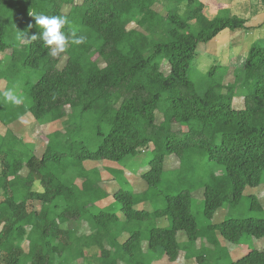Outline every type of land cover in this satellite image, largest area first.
<instances>
[{
  "label": "trees",
  "instance_id": "trees-1",
  "mask_svg": "<svg viewBox=\"0 0 264 264\" xmlns=\"http://www.w3.org/2000/svg\"><path fill=\"white\" fill-rule=\"evenodd\" d=\"M168 1L0 0V86L14 81L18 63L39 73L22 106L0 110V128L8 129L0 134V264H153L159 255L174 263L181 251L179 233L189 242L206 238L209 249L217 247L219 237L235 244L247 235L264 239V218H226L200 229L190 189L166 191L164 204L150 211L135 207L142 198L132 189H112L107 183L114 179L108 169L119 172L116 163L149 150L148 169L132 183L156 188L167 159L177 158L181 169L202 153L224 167L223 174H212L202 184L203 212L209 219L261 183L264 46L253 45L236 72L235 85L247 86L248 93L237 97L212 87L200 93L188 75L199 44L226 28L253 26L237 14L208 18L198 2L191 13L199 30L192 32L177 12L164 15L155 8ZM30 9L66 17L87 42L69 44L66 53L52 58L41 40L23 45L7 41L11 27L27 36L41 34L37 27L28 29L35 24ZM164 19L169 22L164 37L149 39L147 32ZM130 23L141 29L129 28ZM163 59L167 72L161 68ZM2 98L0 88V104ZM237 98L243 100L240 107ZM24 114L29 120L19 121V130L13 131ZM85 116L98 121L89 127L100 138L96 149L82 139ZM39 123L56 126L44 136L41 154L28 149V132ZM107 199L119 204L123 221L104 207ZM251 207H262L254 195ZM158 219L166 224H157ZM82 223L88 230H81ZM130 223L144 226L127 229L124 225ZM194 258L196 264H207L208 253ZM229 264H264V248L253 247Z\"/></svg>",
  "mask_w": 264,
  "mask_h": 264
},
{
  "label": "rangeland",
  "instance_id": "rangeland-1",
  "mask_svg": "<svg viewBox=\"0 0 264 264\" xmlns=\"http://www.w3.org/2000/svg\"><path fill=\"white\" fill-rule=\"evenodd\" d=\"M198 2L203 3V12L208 18L225 17L237 14L247 19V26L253 27H245L237 30L226 28L220 31L208 42L200 43L196 54L191 60L188 75L195 82L196 88L200 93H203L207 88L212 87L218 93L225 94L230 91V94L234 96H243L248 93L250 89L247 86L240 87L239 85H235L236 72L239 69V66L242 65L243 59L246 57L253 45L264 46V0H169L168 2L157 3L155 8L161 10L164 15L166 14V11L177 12L179 15L188 20L189 27L187 30L196 32L199 30V24L196 23V20L191 13V9L195 7ZM261 23L263 24L259 26ZM168 26L169 22L164 19L157 28L147 32L149 34V39L163 36L162 30ZM128 27L139 28L135 23H130ZM18 34L19 31L11 27L8 31L7 41H12L15 45H17L16 43H18V41L16 37ZM64 60L65 58L62 59V62ZM7 61L8 58H5L4 65L7 64ZM101 61L102 60L100 59L99 62ZM161 68L165 72L169 70L167 60L163 59L161 61ZM211 70L212 72H210ZM13 74L15 79L13 77L12 78L14 81L10 82L8 86L3 82L0 86L1 91L3 92L13 89L16 95L24 98L25 101L28 100V89L38 79L39 73L32 69H24L21 63H18V66ZM1 100L3 103L0 104V110L7 111L8 108L15 107L11 104H5L3 98ZM235 104L240 107L243 104V100L241 98H237L235 99ZM26 120L29 119L28 116L24 114L14 122L15 126H12L11 129L13 128V131L19 130L18 127L21 124L20 122L24 123ZM82 123H84V125H82V129L85 130L82 134V139H85L90 148L96 149L100 138L94 130H91L89 127L97 125V119L93 117L90 120L87 116H85ZM24 125L20 129L23 132L20 134L22 138H24V135L27 133V131H25L27 129V125ZM75 125L76 124L73 123V127ZM57 126L62 127L60 122L57 123ZM55 127V125H35L34 130L28 132V141L31 142L28 149H30V147L32 149L34 148L37 153L39 152V154H41L45 147L44 136L49 130L54 129ZM6 130H8L6 127H1L0 134L5 135ZM150 157L151 153L148 150V152L131 157L122 164L116 163L118 167L116 168L120 170L119 172L116 171L114 173V170H111L113 172L112 173L108 169L109 174L114 177V179H109L107 181L110 188L116 189L119 186H123L127 189H132L135 193L140 195L139 198L142 199H140L135 205L136 208L151 211L156 206H162L164 204V194L166 191L177 193L180 189L186 188L192 191L193 199L191 208L200 229H203L208 223H219L226 218H264V174L259 186L245 190L244 195L238 204L226 202L215 212L214 216L209 219L203 212L204 195L202 184L212 174H223V165L215 161L208 160L206 155L198 152L190 159L184 168L180 169L178 167V159L171 157L170 159H167L165 174L158 187L148 188L147 186L141 185L137 187L134 186L132 183L134 180L133 178L148 169ZM107 164L114 166V163L107 162ZM24 172H26V170L23 171V173ZM252 195L256 196L260 201L262 204L261 208L251 207ZM34 204L37 207L39 206L38 202ZM103 204H105L104 207L110 206V209L117 212V214L121 217V221L124 220L118 203L107 199L106 201H103ZM156 223L165 225L166 221L158 219L156 220ZM73 226L79 227V224H73ZM124 226L128 229L132 226L143 227L144 224L139 225L137 223H130ZM80 227H82V231L88 230L85 223H82ZM178 239L181 244V251L178 260L174 263H169L166 256L159 255L154 260L153 264H196L194 256L198 253H208L207 264H229L231 261H234L253 247L264 248V239L257 241L254 237L248 235L243 238L241 243L236 244L225 243V241L219 237V241L215 249L208 248L212 246L208 244L207 239L204 237H200L195 242H189L183 233H179ZM23 246L24 248H27V242H25ZM94 254L95 251H93V255L91 257L92 259H96ZM73 264L80 263L75 262Z\"/></svg>",
  "mask_w": 264,
  "mask_h": 264
},
{
  "label": "clouds",
  "instance_id": "clouds-1",
  "mask_svg": "<svg viewBox=\"0 0 264 264\" xmlns=\"http://www.w3.org/2000/svg\"><path fill=\"white\" fill-rule=\"evenodd\" d=\"M28 15L35 21L34 25H28V29L37 27L42 31L39 35L27 36L23 33L18 34L16 39L21 45L26 42L41 40L43 46L50 50L49 56L59 58L67 52L69 44L80 46L87 42L85 36L77 35V30L71 26L66 17L35 14L31 9ZM65 28H67V32H65ZM2 96L5 104H11L15 107H20L24 104V98L16 95L13 89L3 91Z\"/></svg>",
  "mask_w": 264,
  "mask_h": 264
}]
</instances>
